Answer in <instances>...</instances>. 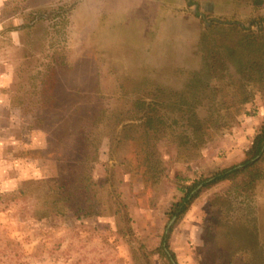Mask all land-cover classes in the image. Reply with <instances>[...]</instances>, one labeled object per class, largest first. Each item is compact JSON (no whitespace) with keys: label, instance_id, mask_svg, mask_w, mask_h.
Masks as SVG:
<instances>
[{"label":"rangeland","instance_id":"374dc122","mask_svg":"<svg viewBox=\"0 0 264 264\" xmlns=\"http://www.w3.org/2000/svg\"><path fill=\"white\" fill-rule=\"evenodd\" d=\"M197 14L264 42V0H0V195L23 190L0 197V264H168L167 234L176 264H264V161L244 193L200 183L168 226L179 185L244 160L264 126V83L226 53L239 31ZM84 172L95 214H56Z\"/></svg>","mask_w":264,"mask_h":264},{"label":"trees","instance_id":"16d2710c","mask_svg":"<svg viewBox=\"0 0 264 264\" xmlns=\"http://www.w3.org/2000/svg\"><path fill=\"white\" fill-rule=\"evenodd\" d=\"M201 19L203 20L205 29L207 31L210 30V28L222 27L223 24H229L233 30L239 31L238 33H240V37L236 41L235 45L226 48V53L229 57L228 60L232 63V67L236 74L240 75L241 73H248L252 82L263 84L264 50H262V45L264 42H261L256 35H253L248 30V28L243 27L239 21H222L214 18H204L203 15H201ZM262 20L264 22V18ZM192 81L194 82L195 79H192ZM248 99L249 93L243 92L242 98H240L236 104L227 106L226 109H233L234 112H238V106L247 102ZM136 109H138L137 111L139 112V115L136 119L140 120L141 125L147 129L154 128L153 121L155 118H158V120H161L162 118L160 115L156 116L154 114L156 110L154 102H138L136 104ZM229 115L231 114L229 113ZM131 126H134V124H125L121 132H126V130ZM194 140L196 143L204 142V139L199 135L195 136ZM263 144L264 126H262L253 137L250 147L246 150V157L244 160L229 167L216 170L211 176L207 178L196 179L190 183L185 182L180 184L178 189L183 193V195L178 201L174 202L170 206V217H175V219H178L188 209L192 199L199 192V190L194 191L193 193L192 191L200 183L202 184V188H207L213 184L227 181L229 182V189L238 194L252 189L255 183L263 177L262 163L264 161V150L261 151ZM93 185H95V183L91 179L90 174L87 172H84V174L80 175V184H77L76 186L72 185L69 190H65V186L61 184L57 185L56 198L52 199L50 202L52 210L59 215H64L69 209L73 210L75 213L82 212V216H91L95 214V202L90 194L91 191H93ZM75 187L78 189V191L84 193V200L80 206H74V203L72 202V196L74 193L73 190H75ZM22 193L23 190H18L17 192L11 193L4 192L0 195V197L6 198V201L9 202L16 200L20 195H22ZM169 232L170 229H168V233ZM167 235L162 236L161 246L159 247L158 251L161 250L162 254L166 257L168 264H172L170 257L175 260L174 253L169 250L170 256H168V254L163 251L162 246L163 243L165 244L164 247L168 248L166 239Z\"/></svg>","mask_w":264,"mask_h":264},{"label":"water","instance_id":"95a60500","mask_svg":"<svg viewBox=\"0 0 264 264\" xmlns=\"http://www.w3.org/2000/svg\"><path fill=\"white\" fill-rule=\"evenodd\" d=\"M263 150H264V144H263V146H262V148H261V151H263ZM200 187H201V184L197 185L196 188L192 191V193H193L194 191L198 190ZM174 218H175V217H172V219L169 221L168 226L173 222ZM164 250H165V252L168 254V256H170V254H169V252H168V250H167L166 247H164ZM170 260H171L172 264H176V262H175L171 257H170Z\"/></svg>","mask_w":264,"mask_h":264}]
</instances>
